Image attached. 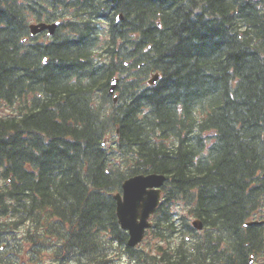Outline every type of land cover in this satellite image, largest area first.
<instances>
[{"label": "trees", "instance_id": "trees-1", "mask_svg": "<svg viewBox=\"0 0 264 264\" xmlns=\"http://www.w3.org/2000/svg\"><path fill=\"white\" fill-rule=\"evenodd\" d=\"M1 106L0 264H264V0H0ZM147 172L129 246L112 194Z\"/></svg>", "mask_w": 264, "mask_h": 264}, {"label": "water", "instance_id": "water-1", "mask_svg": "<svg viewBox=\"0 0 264 264\" xmlns=\"http://www.w3.org/2000/svg\"><path fill=\"white\" fill-rule=\"evenodd\" d=\"M57 25V21L51 23L38 22L30 24L29 27L32 34L45 29H47L48 34H53ZM158 77L159 73L155 72L148 79V83L154 84ZM115 80L113 79V83ZM113 88L114 85L110 88V92ZM165 178V175L155 172L132 175L122 182L121 192L113 194L116 201L117 220L120 227L127 230V244L129 246L139 244L146 228L150 227L149 218L160 202L161 186ZM195 224L200 225V222L194 221Z\"/></svg>", "mask_w": 264, "mask_h": 264}, {"label": "rangeland", "instance_id": "rangeland-1", "mask_svg": "<svg viewBox=\"0 0 264 264\" xmlns=\"http://www.w3.org/2000/svg\"><path fill=\"white\" fill-rule=\"evenodd\" d=\"M33 21H35V20H32V21H30V22H32V23H34ZM48 39V38H46V33H44L43 34V39ZM8 112H10V109L9 108H7V106H1L0 107V116H5ZM175 208H179V210H181V209H183L181 206H175ZM146 238V237H145ZM151 238V237H150ZM172 241H175V237H173V239H172ZM150 244H152V248H151V250H154L156 247H157V245H158V243H163V244H165L166 246H167V242L166 241H164V240H158V239H151L150 241ZM127 262L125 261V259H123V264H126Z\"/></svg>", "mask_w": 264, "mask_h": 264}]
</instances>
